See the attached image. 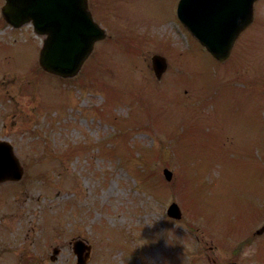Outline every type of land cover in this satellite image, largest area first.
Returning a JSON list of instances; mask_svg holds the SVG:
<instances>
[{
	"label": "rangeland",
	"instance_id": "obj_1",
	"mask_svg": "<svg viewBox=\"0 0 264 264\" xmlns=\"http://www.w3.org/2000/svg\"><path fill=\"white\" fill-rule=\"evenodd\" d=\"M88 1L106 37L73 78L0 19V141L22 171L0 183V264H76V240L85 264H264V0L224 63L178 0Z\"/></svg>",
	"mask_w": 264,
	"mask_h": 264
},
{
	"label": "water",
	"instance_id": "obj_2",
	"mask_svg": "<svg viewBox=\"0 0 264 264\" xmlns=\"http://www.w3.org/2000/svg\"><path fill=\"white\" fill-rule=\"evenodd\" d=\"M256 0H179L177 17L188 31L214 58L223 61L241 32L252 19ZM63 6L64 12L59 9ZM13 0H6L2 10L5 20L15 27L32 22L34 31L46 35L39 54V64L47 72L62 78L74 76L92 50L95 41L104 38V32L92 22L86 10V0H35V8L29 4L19 8ZM28 10V11H27ZM156 77L165 70V60L152 57ZM167 180L168 170L163 171ZM21 170L12 154V148L0 142V182L18 180ZM169 215L179 218L176 205H171ZM264 232V225L256 232ZM82 245L75 253L78 264L87 257L81 255ZM88 249V248H87ZM236 264V263H229Z\"/></svg>",
	"mask_w": 264,
	"mask_h": 264
}]
</instances>
